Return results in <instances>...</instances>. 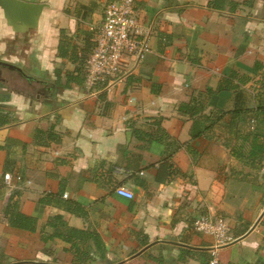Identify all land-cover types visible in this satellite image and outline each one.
Wrapping results in <instances>:
<instances>
[{
	"label": "crops",
	"instance_id": "obj_1",
	"mask_svg": "<svg viewBox=\"0 0 264 264\" xmlns=\"http://www.w3.org/2000/svg\"><path fill=\"white\" fill-rule=\"evenodd\" d=\"M24 1L46 4L27 32L0 7V264H76L58 216L83 233L86 264H207L214 247L221 264H264V175L251 179L264 160L251 168L232 152L250 149L242 136L264 142V0H135L150 52L118 84L94 86L67 82L82 71L58 46L64 31L84 68L104 0ZM234 73L238 87L219 90ZM190 102L209 117L195 138L197 116L180 110ZM12 203L35 230L11 225ZM203 215L222 216L234 240L198 231Z\"/></svg>",
	"mask_w": 264,
	"mask_h": 264
},
{
	"label": "built area",
	"instance_id": "obj_2",
	"mask_svg": "<svg viewBox=\"0 0 264 264\" xmlns=\"http://www.w3.org/2000/svg\"><path fill=\"white\" fill-rule=\"evenodd\" d=\"M152 31L153 25H147L138 15L135 0H108L103 6L102 19L93 26L94 44L84 62L87 84L115 85L130 76L150 52ZM9 177L7 174L6 178ZM116 192L127 198L134 197L124 185L118 186ZM195 227L200 232L213 234L218 246L234 240L222 216H200ZM216 248L211 250L207 264H221Z\"/></svg>",
	"mask_w": 264,
	"mask_h": 264
},
{
	"label": "trees",
	"instance_id": "obj_3",
	"mask_svg": "<svg viewBox=\"0 0 264 264\" xmlns=\"http://www.w3.org/2000/svg\"><path fill=\"white\" fill-rule=\"evenodd\" d=\"M58 51H59V56L60 57H65L68 58L70 61L73 63H77L80 61L81 57L79 55L78 51V46L73 43L72 39L64 32L62 31L60 35V43L58 46ZM83 63V61L81 62ZM83 65V64H82ZM60 70H56V73L58 75V79L55 85H60L61 84V75H60ZM66 79L67 82L75 81V82H80L82 80H85V73L81 72L82 77L76 76L72 72H67L66 73ZM237 76L236 73L232 74L228 78H224L219 85V90L229 88V89H234L237 88L238 86L233 85L232 83V78ZM241 79V77H240ZM248 78L243 79L242 81H247ZM67 85V84H66ZM69 85V84H68ZM209 93H212L211 90H208ZM193 102L190 103H182L180 105V110L185 113H189L192 116H197L196 117V122L194 123V126L192 128V136L198 137L200 135H204L209 131V127H205V123L209 120L208 116L201 115L198 117L200 114V111L203 110L205 107V104H200L197 108L196 106H193ZM236 120H234L230 126H229V131H233V128L236 126ZM54 139V137H52ZM56 140L59 141V138L55 137ZM155 138L160 139L162 141H167L168 138V133L163 129L159 128L156 132ZM243 138V143L249 142L250 144V149L247 151H244L243 146H236L232 147L234 150L232 152L234 155L240 159L241 161L245 162L247 165H250L251 168H258L259 166H255V161H263L264 160V142H258L259 135L256 134L249 140L248 136H242ZM232 138H226L225 140V145L229 146L231 144ZM171 157V156H170ZM7 214L9 215V220L11 225L23 229H28V230H35L36 225H37V220L36 217L33 216H27L20 212L18 210V206L16 204H10V206L7 209ZM56 223H54L55 226H57L55 234L57 236H60L64 238V240L68 241L72 245V251L75 253V259L74 263L76 264H86L87 262V255L89 253V248L81 246L82 241H78L79 237L81 240H83V233L80 232L77 229L73 228H66L67 224L65 221L62 220V217L58 216L56 217ZM95 237V242L97 243V246L99 248V251L101 252V258L105 259V248L103 246V241L99 236H94Z\"/></svg>",
	"mask_w": 264,
	"mask_h": 264
},
{
	"label": "water",
	"instance_id": "obj_4",
	"mask_svg": "<svg viewBox=\"0 0 264 264\" xmlns=\"http://www.w3.org/2000/svg\"><path fill=\"white\" fill-rule=\"evenodd\" d=\"M0 7L4 11L7 23L12 26L13 30L17 32H27L31 29L38 28L40 16L46 8V4L24 0H0ZM1 63L26 75L23 68L18 65L8 62Z\"/></svg>",
	"mask_w": 264,
	"mask_h": 264
},
{
	"label": "rangeland",
	"instance_id": "obj_5",
	"mask_svg": "<svg viewBox=\"0 0 264 264\" xmlns=\"http://www.w3.org/2000/svg\"><path fill=\"white\" fill-rule=\"evenodd\" d=\"M108 0H104V2H102V4L104 5L106 2H107ZM99 8H100V4H99ZM89 46H90V44H89V41L84 45V47H82V48H84L83 50H87V47L89 48ZM74 64H76V66H77V68H79L80 69V71H82L83 72V70L82 69H84L83 68V63H81V61H78L77 63H74ZM78 76H80V78L82 77V75L81 74H79ZM85 81H86V78H85ZM258 169V168H257ZM260 171H262V170H260ZM260 171L259 170H256V171H254V173L253 174H251L252 175V178L251 179H253L254 178V180H255V178H257L255 175L257 174H262V175H264L263 173H260ZM261 175V176H262ZM258 177H259V175H258ZM262 179V178H261ZM257 181V180H256Z\"/></svg>",
	"mask_w": 264,
	"mask_h": 264
}]
</instances>
